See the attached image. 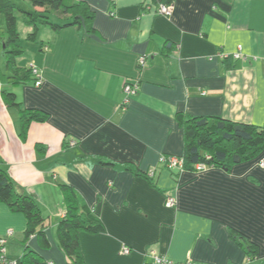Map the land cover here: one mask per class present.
Returning <instances> with one entry per match:
<instances>
[{
  "label": "crops",
  "instance_id": "0c3cea01",
  "mask_svg": "<svg viewBox=\"0 0 264 264\" xmlns=\"http://www.w3.org/2000/svg\"><path fill=\"white\" fill-rule=\"evenodd\" d=\"M75 2L94 13L95 33L87 24L41 27L31 43L22 18L25 54L17 63L38 68L41 87L11 85L2 54L0 159L17 190L37 202L51 245L41 248L36 237L25 244L26 218L0 203V237L13 232L9 257L28 247L48 263L68 264L56 235L66 185L106 227L78 234L85 264H152V252L175 263L264 264V153L230 171L179 175L160 163L184 152L179 114L264 127V0ZM160 4L173 5V15H161ZM128 81L140 86L126 103ZM5 91L20 109L7 106ZM24 109L46 119L31 124L25 141Z\"/></svg>",
  "mask_w": 264,
  "mask_h": 264
},
{
  "label": "trees",
  "instance_id": "16d2710c",
  "mask_svg": "<svg viewBox=\"0 0 264 264\" xmlns=\"http://www.w3.org/2000/svg\"><path fill=\"white\" fill-rule=\"evenodd\" d=\"M18 14L23 16L25 25L33 29L26 37L31 43L37 41L41 27H50L54 32H60L87 24L89 32L95 33L92 25L94 13L86 5L76 3L75 0H0L2 54L8 73L7 80L13 86L37 81L30 66L22 69L17 63L25 54L18 29ZM56 15L64 17L57 21L54 20ZM3 95L9 108L20 109L15 94L5 91ZM20 113V138L25 141L31 124L45 122L46 119L34 110L24 109ZM177 120L185 135L184 152L180 156L184 163V171H171L172 173L179 175L184 172L201 173L197 170L198 166H203L205 171L209 169L230 171L233 166L257 160L264 153V127L235 123L219 117H193L184 114H179ZM38 149L40 151V148ZM61 189L65 196L66 213L57 226L58 244L67 257L68 264H85L78 234L81 231L103 234L106 233V227L73 188L62 185ZM0 203L5 204L11 212L22 214L26 218L25 244L32 237H36L41 248H50L46 234L48 225L41 209L33 197L21 194L17 190L9 173L3 168L1 159ZM257 255L258 247L251 245L249 256L255 258ZM17 261L18 264H49L39 253L28 247H25L24 255Z\"/></svg>",
  "mask_w": 264,
  "mask_h": 264
},
{
  "label": "built area",
  "instance_id": "2783aa9c",
  "mask_svg": "<svg viewBox=\"0 0 264 264\" xmlns=\"http://www.w3.org/2000/svg\"><path fill=\"white\" fill-rule=\"evenodd\" d=\"M112 3L118 2L119 0H109ZM173 11H174V7L173 5H166V4H160L159 5V10L158 12L161 15H164L166 17H171L173 15ZM235 59H241L242 58V54L240 52L236 53L234 55ZM147 63V57H141L138 60V67L140 69H143L146 66ZM30 67L33 70V74L35 75V77L37 78V81L35 82V86L36 87H41L43 85V79L39 73L38 68H36L34 65H30ZM139 82L138 81H128L125 82V85L123 87V93L125 95L126 98V103L129 101V98L133 95H136L139 91ZM160 163H162L169 171H184V163L183 160L178 157V156H162L160 158ZM262 168H264V163H261L260 165ZM197 170L199 172L205 171L203 166H198ZM150 175L153 176L154 175V170L150 172ZM176 205V201L174 198L172 197H168L166 206L168 208H172L175 207ZM13 236V232L9 231L7 233L6 237H0V264H18L17 259H13L10 258L8 255V243H9V239L10 237ZM130 252V249L128 247H124L123 249V253L124 254H128ZM151 254V259L153 261V264H196L195 262H193L192 260H187L183 263H175L172 262L166 258H162L159 256H156L154 254V252L150 253ZM52 264V263H49Z\"/></svg>",
  "mask_w": 264,
  "mask_h": 264
},
{
  "label": "rangeland",
  "instance_id": "374dc122",
  "mask_svg": "<svg viewBox=\"0 0 264 264\" xmlns=\"http://www.w3.org/2000/svg\"><path fill=\"white\" fill-rule=\"evenodd\" d=\"M17 16H18V19H19V24H18V26H19V31H20L21 35L24 36V30H25L27 27L24 25V23H23V21H22L23 16L20 15V14H18ZM56 22H57V21H56ZM42 29H44V28L42 27ZM0 37H1V35H0ZM2 48H3V45L0 43V66H3V64H2V61H3V58H2ZM19 245H20L21 248H24V244H23V243H22V245H21V244H19ZM9 248H10V247H9ZM7 249H8V248H7ZM9 251H10V253H11L12 256H14V257H18V258H19L18 255H20V254L22 255V254H23V250H21V252L19 253V251L16 252L14 248H11ZM21 255H20V256H21ZM22 256H23V255H22ZM22 256H21V257H22Z\"/></svg>",
  "mask_w": 264,
  "mask_h": 264
}]
</instances>
